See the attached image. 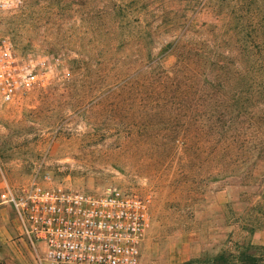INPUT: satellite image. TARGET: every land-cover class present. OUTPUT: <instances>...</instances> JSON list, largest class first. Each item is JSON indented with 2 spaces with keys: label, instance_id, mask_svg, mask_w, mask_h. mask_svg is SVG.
Returning <instances> with one entry per match:
<instances>
[{
  "label": "rangeland",
  "instance_id": "374dc122",
  "mask_svg": "<svg viewBox=\"0 0 264 264\" xmlns=\"http://www.w3.org/2000/svg\"><path fill=\"white\" fill-rule=\"evenodd\" d=\"M121 1L168 6L178 19L179 8L192 0ZM100 3L21 0L0 14V33L18 57L32 55L40 62L47 81L9 103L0 101V194L6 186L36 181L83 191L116 187L145 200L151 223L139 264H211L242 246L264 247V152H247L250 158L227 166L222 151L203 134L193 133L187 147L143 145L140 118L127 113L126 101L111 96L115 73L122 69L117 60L139 46L121 43L111 23L97 17ZM173 63L168 58L163 66ZM156 155L159 161L151 158ZM18 226L0 200V264H49L22 236L18 240ZM10 236L35 262H3Z\"/></svg>",
  "mask_w": 264,
  "mask_h": 264
},
{
  "label": "trees",
  "instance_id": "16d2710c",
  "mask_svg": "<svg viewBox=\"0 0 264 264\" xmlns=\"http://www.w3.org/2000/svg\"><path fill=\"white\" fill-rule=\"evenodd\" d=\"M98 2L97 17L111 23L121 43L139 46L117 60L122 69L115 73L111 96L126 101L127 113L140 118L143 145L187 147L199 133L222 151L227 166L250 158L247 152H264L263 0H192L179 8L178 19L168 6ZM202 16L209 20L200 22ZM168 58L174 63L165 68ZM263 262L264 247L248 245L211 264Z\"/></svg>",
  "mask_w": 264,
  "mask_h": 264
},
{
  "label": "built area",
  "instance_id": "2783aa9c",
  "mask_svg": "<svg viewBox=\"0 0 264 264\" xmlns=\"http://www.w3.org/2000/svg\"><path fill=\"white\" fill-rule=\"evenodd\" d=\"M21 0H0V14ZM32 55L20 58L0 33V101L9 103L47 85ZM19 222L22 238L49 264H139L150 226L145 200L116 187L75 190L62 184L30 182L6 186L0 194Z\"/></svg>",
  "mask_w": 264,
  "mask_h": 264
},
{
  "label": "crops",
  "instance_id": "0c3cea01",
  "mask_svg": "<svg viewBox=\"0 0 264 264\" xmlns=\"http://www.w3.org/2000/svg\"><path fill=\"white\" fill-rule=\"evenodd\" d=\"M18 232H19V237H20L21 233H20L19 226H18ZM18 240L22 242L21 237ZM18 240H14L11 236L9 237V239H7V246H9L10 249L9 250L6 249L3 251V254H2L3 262L5 263V261H7L8 258L10 259V261L15 260L16 262H23L26 260L27 261L33 260L35 262L28 248L26 246H23L22 244H18Z\"/></svg>",
  "mask_w": 264,
  "mask_h": 264
}]
</instances>
